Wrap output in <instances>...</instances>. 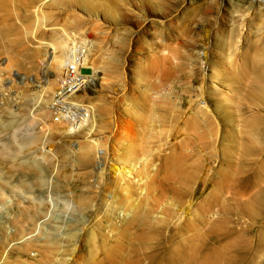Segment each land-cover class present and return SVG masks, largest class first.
I'll use <instances>...</instances> for the list:
<instances>
[{"label":"rangeland","instance_id":"374dc122","mask_svg":"<svg viewBox=\"0 0 264 264\" xmlns=\"http://www.w3.org/2000/svg\"><path fill=\"white\" fill-rule=\"evenodd\" d=\"M62 30L105 74L71 138ZM0 264H264V0H0Z\"/></svg>","mask_w":264,"mask_h":264},{"label":"bare ground","instance_id":"6f19581e","mask_svg":"<svg viewBox=\"0 0 264 264\" xmlns=\"http://www.w3.org/2000/svg\"><path fill=\"white\" fill-rule=\"evenodd\" d=\"M188 2V1H187ZM185 3V1H184ZM43 3H41L38 6V10L41 8H43ZM41 11V10H40ZM39 12V11H38ZM53 41L47 44V50L44 53L45 55V61L43 62L44 66L43 68L45 69L44 73L41 76H36L34 82L36 83V87L38 89V94H41L42 96V102L40 103L38 112L36 114V116L40 119H44V118H48L51 115V110L49 105V102H51L50 100H46L44 97L45 95L48 96V94H53L54 95V91L55 88L57 87L60 78L62 76V72H63V67L65 65V62L67 60V55L68 52L70 51L71 47L74 46L75 44H81L84 45V47L87 48V41L85 39H82L80 41L76 40L73 36H70L69 33L65 30L62 31H57V32H53ZM89 51V50H88ZM88 65L91 67V69L93 70V80L91 78V82L89 84L88 87L82 89L79 93H77L74 97L75 101H79L84 103V100L87 98V91H97L98 87H100L102 85V82L105 81V74L102 71H97L96 66L93 62V60H90L88 57ZM8 80L12 81V79L8 78ZM35 86V85H34ZM52 95V96H53ZM42 105V106H41ZM92 107V109H94V105L90 106ZM91 111V110H90ZM96 111V110H95ZM89 112V109H88ZM92 112V111H91ZM89 112V114L91 113ZM93 113V112H92ZM90 116V115H89ZM88 116V118L85 120V122L83 124L80 125V127L78 128L79 130L81 129V127L87 125V123L94 121L93 116L90 117ZM114 121V128H113V134L112 137L115 138H119L121 139L123 135H125L129 129H130V124L129 122H127L126 124L123 123H117L115 120ZM47 123V122H46ZM62 121L57 117L56 118V124H50V127L54 130H57L58 132H60V130H62V134H64V137L66 136H75L78 132H74L73 130H68L67 127H62L61 124ZM48 124V123H47ZM61 136V135H60ZM67 142H74V141H69V140H65ZM78 141V140H77ZM89 140H86V142H88ZM91 142H96V144L98 143L97 139H91ZM89 143V142H88ZM47 139H45L42 142V148L43 151H40V153H44L46 152V148H47ZM40 146V145H39ZM38 151V150H37ZM49 151V149L47 150ZM39 152V151H38ZM38 154V153H37ZM35 155V154H34Z\"/></svg>","mask_w":264,"mask_h":264},{"label":"built area","instance_id":"2783aa9c","mask_svg":"<svg viewBox=\"0 0 264 264\" xmlns=\"http://www.w3.org/2000/svg\"><path fill=\"white\" fill-rule=\"evenodd\" d=\"M92 71L88 65L87 48L81 44L72 46L50 102V110L60 116L62 123L68 130L78 131L80 125L89 116V106L78 100L75 101L74 97L82 89L89 86Z\"/></svg>","mask_w":264,"mask_h":264}]
</instances>
